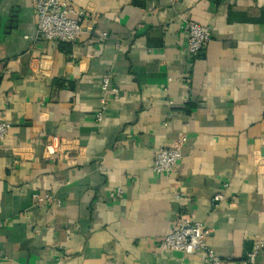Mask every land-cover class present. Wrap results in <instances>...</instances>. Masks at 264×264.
Listing matches in <instances>:
<instances>
[{
	"label": "crops",
	"instance_id": "obj_1",
	"mask_svg": "<svg viewBox=\"0 0 264 264\" xmlns=\"http://www.w3.org/2000/svg\"><path fill=\"white\" fill-rule=\"evenodd\" d=\"M70 2L82 33L62 44L24 40L32 2L0 0V264H203L158 248L179 214L210 229L219 264L255 241L264 264V0ZM184 21L209 30L197 55ZM106 75L118 94L97 122ZM49 136L71 148L47 159Z\"/></svg>",
	"mask_w": 264,
	"mask_h": 264
},
{
	"label": "built area",
	"instance_id": "obj_2",
	"mask_svg": "<svg viewBox=\"0 0 264 264\" xmlns=\"http://www.w3.org/2000/svg\"><path fill=\"white\" fill-rule=\"evenodd\" d=\"M32 2L36 26L33 34L25 35L24 40L35 42L39 39L62 44L75 43L82 33L80 19L83 11H75L70 0H30ZM182 31L186 36L185 51L189 55L199 54L205 45L210 41V33L206 27L184 21ZM106 38V33L102 34ZM118 47V41H115ZM110 75L101 79L100 89L102 97L100 99V111L95 115V120L101 122L102 115L106 110L107 94L117 95L118 90L110 85ZM10 125L0 116V143L8 134ZM182 140L177 141L171 148H161L154 154L151 170L155 175H170L181 159ZM69 142L57 136H49L44 143V153L47 159L54 158L57 154L69 150ZM121 195V190L110 194L111 197ZM177 198V196H176ZM223 194H216L212 201L214 204L223 200ZM36 204L42 206L50 201L48 195L38 196ZM210 229L201 222H192L187 215L179 214L176 218V226L173 231L165 236L158 244V248L163 251L182 253L185 255L197 254L203 264H219L218 257L208 246ZM263 248L260 241L253 242L250 250L246 254L243 264H259L258 257Z\"/></svg>",
	"mask_w": 264,
	"mask_h": 264
}]
</instances>
